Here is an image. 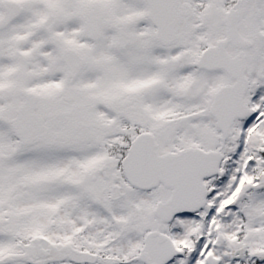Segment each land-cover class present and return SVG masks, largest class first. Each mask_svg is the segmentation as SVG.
Wrapping results in <instances>:
<instances>
[{
    "label": "snow or ice",
    "instance_id": "obj_1",
    "mask_svg": "<svg viewBox=\"0 0 264 264\" xmlns=\"http://www.w3.org/2000/svg\"><path fill=\"white\" fill-rule=\"evenodd\" d=\"M0 264H264V0H0Z\"/></svg>",
    "mask_w": 264,
    "mask_h": 264
}]
</instances>
